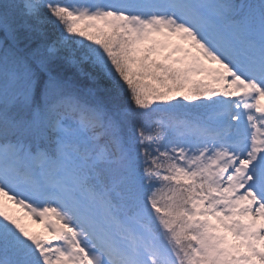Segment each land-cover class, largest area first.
Wrapping results in <instances>:
<instances>
[{
  "label": "snow or ice",
  "instance_id": "1",
  "mask_svg": "<svg viewBox=\"0 0 264 264\" xmlns=\"http://www.w3.org/2000/svg\"><path fill=\"white\" fill-rule=\"evenodd\" d=\"M0 264H264V0H0Z\"/></svg>",
  "mask_w": 264,
  "mask_h": 264
},
{
  "label": "rangeland",
  "instance_id": "2",
  "mask_svg": "<svg viewBox=\"0 0 264 264\" xmlns=\"http://www.w3.org/2000/svg\"><path fill=\"white\" fill-rule=\"evenodd\" d=\"M10 207L15 208L14 205H10ZM17 211H19V210H17ZM26 223L29 224V226H30V228H31L32 231H34V232L41 231V228H42L41 225L32 224L31 221H26Z\"/></svg>",
  "mask_w": 264,
  "mask_h": 264
}]
</instances>
